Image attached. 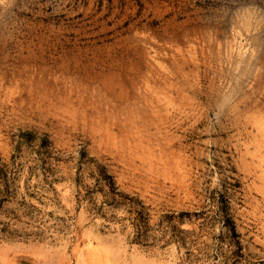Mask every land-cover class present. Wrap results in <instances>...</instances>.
Instances as JSON below:
<instances>
[{
  "label": "rangeland",
  "instance_id": "obj_1",
  "mask_svg": "<svg viewBox=\"0 0 264 264\" xmlns=\"http://www.w3.org/2000/svg\"><path fill=\"white\" fill-rule=\"evenodd\" d=\"M0 264H264V0H0Z\"/></svg>",
  "mask_w": 264,
  "mask_h": 264
},
{
  "label": "trees",
  "instance_id": "obj_2",
  "mask_svg": "<svg viewBox=\"0 0 264 264\" xmlns=\"http://www.w3.org/2000/svg\"><path fill=\"white\" fill-rule=\"evenodd\" d=\"M22 137H27L33 139V135L31 133L22 134ZM35 139V137H34ZM99 175L101 176V181H104L105 185L109 189V194L112 197V200L115 204H122V202L126 199L137 202L135 198H132L126 194L120 192L113 183L112 177L108 174L104 166L98 165ZM3 178L8 179V174L6 171H2ZM122 200V202H121ZM211 204L208 206L206 210L201 212H187L182 211L178 213L165 214L161 217V233L163 238L169 237L170 243H176L179 247H188L189 250L190 245L193 244L189 242V235L191 232L189 230L182 229V226L186 224H194L195 221H203L206 222L210 228H213L215 224H221L222 226V235L220 236L223 240H228L230 246H234V250L232 255L235 258L242 256V245L239 241V235L236 230V226L234 221L232 220L229 214L230 203L226 199L225 196H220V199L215 201H211ZM135 213L137 214L136 210ZM140 212H138L139 214ZM202 226H204L202 224ZM147 224L143 222V228L139 231V235L144 237L147 231ZM208 228V227H207ZM223 255L221 250L215 254L214 259H219ZM226 257V256H225Z\"/></svg>",
  "mask_w": 264,
  "mask_h": 264
}]
</instances>
